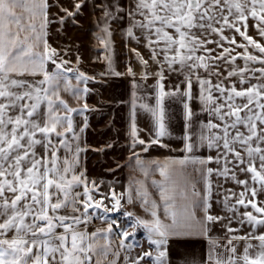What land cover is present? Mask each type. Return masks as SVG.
<instances>
[{"label":"snow or ice","instance_id":"6c2138e0","mask_svg":"<svg viewBox=\"0 0 264 264\" xmlns=\"http://www.w3.org/2000/svg\"><path fill=\"white\" fill-rule=\"evenodd\" d=\"M52 6L48 0H0V264H103L109 256V264H118L121 253L123 264H169V239L185 236L208 240L210 247L201 264H264V233H256L257 228H264V201L257 199L264 195V44L248 35V20L252 18L258 35L264 38V0H127L126 5L110 0L100 5L105 26L104 36L98 39L106 51L111 47L109 21L126 17L128 38L137 43L142 38L149 59L158 66L153 86L156 106L140 105L154 119V134L148 141L139 138L133 111L131 147L143 145L144 151L152 145L167 147L162 143L169 135L163 101L176 97L183 106L185 133L180 150L185 157L150 162L164 178L152 183L158 189L165 217L171 220L169 224L160 219L159 205L142 182H137L136 197L151 219L121 213L122 201L133 203L131 189L120 194L113 190L97 199L93 195L99 190L96 182L76 172L85 149L78 143L73 114L83 115L89 107L84 102L73 108L60 93L68 92L80 101L95 77L78 70L79 56L75 69L66 67L71 61L48 43V27L57 22L49 19ZM73 7L75 11L63 7L59 11L74 16L81 3ZM64 19L60 17L59 23ZM225 31L233 34L226 36ZM235 34L246 43H238ZM41 47L42 51H37ZM132 52L144 69L141 79L147 81L149 61L135 48ZM105 59L111 71V57ZM238 59L243 60V67L236 64ZM49 63L54 65L52 71L47 69ZM222 64L230 66L226 72L221 71ZM165 71L183 76L173 90L165 91ZM128 73L135 75L131 67ZM25 76L42 79L32 81ZM193 82L199 86L197 99L202 111L210 117L200 123L195 140L188 131L194 115L190 107ZM200 149L215 155H189ZM186 163L200 166L197 171L204 184L202 193L191 180L173 179L175 172L170 166ZM137 164L147 177L145 162L138 156ZM210 164L215 167H208ZM238 173L248 178L239 179ZM213 177L241 189L237 192L223 183L216 185L219 202L231 215L211 214ZM81 186L82 192L77 190ZM241 207L245 211L241 212ZM197 209L203 212L201 219H196ZM118 213L125 218L123 226L115 218ZM93 218L106 227L89 233L87 225ZM234 221L247 224L251 231L236 235L239 229L232 227ZM215 225L224 230L223 243L209 235ZM140 229L150 247L133 257ZM113 235L119 241L117 248L111 246ZM235 241H244L240 255ZM184 264L196 262L185 260Z\"/></svg>","mask_w":264,"mask_h":264},{"label":"crops","instance_id":"0c3cea01","mask_svg":"<svg viewBox=\"0 0 264 264\" xmlns=\"http://www.w3.org/2000/svg\"><path fill=\"white\" fill-rule=\"evenodd\" d=\"M56 0H48L49 4ZM77 0V3H81V10L85 13H89V9L92 7H100V5H107L110 0ZM117 2L126 5L127 0H117ZM75 4V1H71V7ZM54 8V6L52 7ZM50 17V14H49ZM73 16L72 18H74ZM88 18V17H87ZM49 19H52L51 17ZM89 19V18H88ZM87 22L85 21V30L88 34L82 37V39H74L73 42L70 39V43L65 39L55 38L51 34H48V43L58 51L65 48L67 53L66 57L62 55L66 60H70L71 63L76 62L77 56L80 57L78 70L86 73L89 77H95V80L89 81L87 87L89 88L88 94L80 101H77L73 96L68 93L61 91L60 95L71 107H79L82 103L88 104L89 110L83 115L73 114L74 125L79 136V145L85 149L81 151L79 157V164L76 168V172H83L87 181H95L99 186L98 192H94L93 195L99 199L101 194H110L111 191H115L117 194L127 193L130 189L133 195V203L131 205L122 201L123 207L121 213L132 212L136 217L143 219H151L149 213H146L140 206V200L136 197V189L140 187L137 182H142L144 188H146L150 198L154 200L158 205V215L160 219L166 223H171L170 218H166L163 210V203L160 200L158 189L153 185V181L161 182L164 178L161 177L159 169L156 164L150 163L153 161L164 162L166 160H181L185 157V153L180 149L183 147L182 137L185 133V119L184 110L182 104L176 97H165L163 101V107L165 110V124L169 135L162 138V143L167 147H160L159 145H152L147 151H144L143 145L137 144L135 148L131 147V116L135 111V123L137 126V132L140 139L148 141L154 134V119L150 113L145 112L140 105L148 104L150 106H156V90L154 85L156 84V77L154 73L158 71V66L154 64L150 59V53L144 46V41L141 38V42L137 43L131 40L127 36V29L130 26L129 20L126 17H117L109 21L111 31V47L108 51L105 49V45L100 42L98 37L104 36L103 28L105 21L103 17H95ZM122 30L124 35L122 38L119 37L118 31ZM243 31V29H242ZM138 34V33H137ZM233 33L225 31L226 36H230ZM236 35L238 43H246L239 34ZM248 35L258 42L264 44V38H261L255 28V21L252 18L248 20ZM92 38V45L90 39ZM78 41H81L79 43ZM85 42V43H84ZM69 44V49H68ZM78 46V49L76 48ZM214 45H210L213 47ZM227 46V45H226ZM235 47V46H233ZM91 48V51H90ZM136 49L140 55L149 61L147 72L149 78L147 81L141 79L142 72L144 69L138 62L136 56L133 54L132 49ZM42 51V47L37 49ZM238 52H242L243 49H237ZM249 51L253 49L250 47ZM65 54V53H64ZM255 55L259 56V52H254ZM72 56V58H70ZM75 57V61L74 57ZM106 56L111 57V71H109L108 60ZM236 64L243 67V60L238 59ZM259 67V65H253ZM75 69L77 67H69ZM131 67L134 76L129 75L128 68ZM230 66L222 64L221 71L226 72ZM48 71L54 69V65L49 63L47 65ZM101 73H106L101 75ZM119 73L120 75H116ZM201 74H204L201 72ZM70 77L73 73L68 74ZM165 79L162 81L165 86V91H170L175 88L176 85L180 84L183 80V76L175 72L165 71ZM24 79L36 81L42 79L41 76H25ZM235 78H233V82ZM215 83V77H213ZM73 84L75 80L73 79ZM133 84L136 87H133ZM183 89V85H180ZM239 87V85H237ZM199 86L193 82L192 95L193 99L190 101V107L194 113L191 120V128L188 129L193 133V140L196 139V133L199 132V125L201 122L206 123L210 117L207 112L202 111V105L197 97L199 96ZM135 94V95H134ZM135 104V108L133 105ZM87 127H84V124ZM83 128L81 132L80 129ZM63 155V152L61 153ZM197 158H205L209 155H215L214 152H209L207 149H200L192 154ZM137 156L140 160L145 162V167L148 170V176L146 177L141 171L140 166L137 164ZM174 170L175 175L173 179L178 182H183L184 179L191 180L196 183V190L203 192L204 184L200 179V173L197 169L199 165L192 163H186L184 165L175 164L170 166ZM208 167H215V165H208ZM239 179L248 178L246 174L238 173ZM213 180V199L211 214L227 216L231 213L225 212L222 204L219 202L221 196L217 195L216 185L223 183L225 188H232L239 192L241 189L232 182H224L218 180L216 177ZM78 191H83L81 186ZM219 191H223L220 189ZM259 201H264V195H259L257 198ZM108 203V201H105ZM91 211V210H90ZM240 211H245L244 208H240ZM251 211V208L248 209ZM121 214H115V217ZM122 216V215H121ZM196 219L203 217V212L199 209L195 211ZM223 221L222 223H226ZM83 228L84 225H81ZM106 224L99 219L93 218L87 225V231L89 233L94 232L97 228H105ZM232 227L238 228L239 232L236 235H245L251 231V228L245 224L239 225L235 221ZM131 231V230H130ZM115 232V227H114ZM256 233H264V228H257ZM209 235L214 239H219L220 243L224 242L225 235L224 230L220 225L212 227ZM112 247L117 248L118 239L115 235L111 236ZM136 242L139 244L138 247L131 252V255L135 257L141 253L142 245L145 244V251L149 250L150 245L146 240V233L140 229L136 233ZM104 240H100V244H103ZM238 245L237 255L243 253L244 241H235ZM253 245H258V241L252 240ZM168 260L169 264H184L185 260L195 261L196 264H201L206 259L207 252L209 250V242L207 239L198 236H185L176 237L169 239L168 242ZM218 252H222V249H217ZM112 259L109 256L108 260H105L103 264H109ZM124 254L121 253L118 264H123ZM141 264H147V261H142Z\"/></svg>","mask_w":264,"mask_h":264},{"label":"rangeland","instance_id":"374dc122","mask_svg":"<svg viewBox=\"0 0 264 264\" xmlns=\"http://www.w3.org/2000/svg\"><path fill=\"white\" fill-rule=\"evenodd\" d=\"M71 1L72 0H56L53 3H51L50 5H53L54 8L50 7L48 9L50 17L52 19H55L57 22L53 23L51 25H49L48 27V34H51L53 37L55 38H62V39H67L66 41H68V43H70V39L73 40V42H76L74 39H82V37H87L85 36L86 34H88V31L85 30V21L87 22V19L89 18L90 20L95 19V17H103V12L101 7H92V5L90 6L91 8L89 9V13H85V11L80 10L74 15L75 17L72 18L73 16H66V14L64 12L59 11V7H63L68 9L69 11H75L74 8L71 7ZM75 1V3H77V0H73ZM92 2H95L94 0H89ZM58 5V6H57ZM49 17V18H50ZM60 17H65L63 24L59 23V19ZM88 17V18H87ZM88 19V21H89ZM93 21V20H92ZM86 33V34H85ZM119 37L122 38V35H124V33L122 32L121 29H119L118 31ZM79 43H81V41H78ZM85 43V42H84ZM90 44L92 45V38L90 39ZM69 44H68V49H69ZM76 48L78 49V46H76ZM79 50V49H78ZM91 51V48H90ZM60 56H64V58L66 57L65 53V48L61 49L59 51ZM74 57V56H73ZM70 58H72V56H70ZM75 61V57L74 60ZM71 64L73 65V67H76V62L75 63H69V67H71ZM204 75V74H201ZM121 216V215H120ZM122 217V216H121ZM121 221V220H120ZM121 226L122 223H121ZM131 230V229H130ZM143 243V245H142ZM145 243L141 242L142 248L141 252L145 251Z\"/></svg>","mask_w":264,"mask_h":264},{"label":"trees","instance_id":"16d2710c","mask_svg":"<svg viewBox=\"0 0 264 264\" xmlns=\"http://www.w3.org/2000/svg\"><path fill=\"white\" fill-rule=\"evenodd\" d=\"M125 222H126V221H125V218L122 216V217H121V221H120V223H122V225H124Z\"/></svg>","mask_w":264,"mask_h":264},{"label":"built area","instance_id":"2783aa9c","mask_svg":"<svg viewBox=\"0 0 264 264\" xmlns=\"http://www.w3.org/2000/svg\"><path fill=\"white\" fill-rule=\"evenodd\" d=\"M115 218H117L119 221L121 220V216L117 215Z\"/></svg>","mask_w":264,"mask_h":264}]
</instances>
